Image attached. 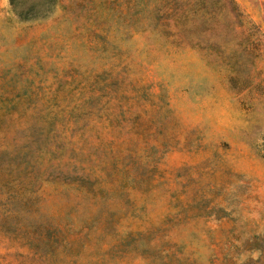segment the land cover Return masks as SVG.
Here are the masks:
<instances>
[{"label":"rangeland","instance_id":"1","mask_svg":"<svg viewBox=\"0 0 264 264\" xmlns=\"http://www.w3.org/2000/svg\"><path fill=\"white\" fill-rule=\"evenodd\" d=\"M171 3L0 0V264H264V0Z\"/></svg>","mask_w":264,"mask_h":264},{"label":"trees","instance_id":"2","mask_svg":"<svg viewBox=\"0 0 264 264\" xmlns=\"http://www.w3.org/2000/svg\"><path fill=\"white\" fill-rule=\"evenodd\" d=\"M197 0H194V2H196ZM171 6H172V9H171V11L174 9V12H175V14L178 16V17H181V16H183L184 14H185V11L183 10V8L182 7H179V8H176L177 7V3H176V0H171ZM173 5H174V8H173Z\"/></svg>","mask_w":264,"mask_h":264}]
</instances>
